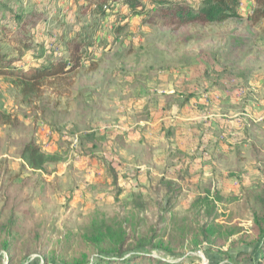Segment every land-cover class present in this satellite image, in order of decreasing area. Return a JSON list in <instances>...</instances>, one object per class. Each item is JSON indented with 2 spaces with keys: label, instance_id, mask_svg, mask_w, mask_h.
Listing matches in <instances>:
<instances>
[{
  "label": "rangeland",
  "instance_id": "374dc122",
  "mask_svg": "<svg viewBox=\"0 0 264 264\" xmlns=\"http://www.w3.org/2000/svg\"><path fill=\"white\" fill-rule=\"evenodd\" d=\"M5 2L51 17L31 30L30 55L60 57L86 26L97 31L81 67L36 92L0 76L3 263L78 264L118 234L157 231V249L137 252L175 264H258L264 19H248L255 0H241L243 19L177 29L121 22L117 5L101 16L82 14L79 1ZM11 16L0 6V22L13 25ZM30 142L52 158L42 170L22 159ZM166 196L174 207L165 220Z\"/></svg>",
  "mask_w": 264,
  "mask_h": 264
},
{
  "label": "trees",
  "instance_id": "16d2710c",
  "mask_svg": "<svg viewBox=\"0 0 264 264\" xmlns=\"http://www.w3.org/2000/svg\"><path fill=\"white\" fill-rule=\"evenodd\" d=\"M6 0H0V6L6 7L12 15L13 25L10 22H0V76L18 77L23 85L24 92H36L42 81L49 77L70 75L76 72L84 59V47H92L94 40L92 34L97 31L96 24H89L84 28L85 36L79 34L75 38L67 40L66 52L60 57L50 56L47 59L42 56L30 55L34 47V34L31 30L42 21L51 19L44 11L23 10L16 12L8 8ZM82 2L79 6L82 14L105 15L107 8L117 5L123 8L118 13L121 22H125L130 16L139 17L145 25L158 26L161 28H182L191 25L221 24L230 19H243L239 11L241 0H199L197 3H182L180 0H72ZM257 8L248 19L254 23L264 19V0H255ZM22 8V7H21ZM127 24L121 26L118 31L122 32ZM40 45L39 47H41ZM31 57L35 65L25 64V58ZM31 83V84H28ZM22 159L33 170H42L52 160L41 149L30 142L25 145ZM107 171L117 185L118 175L110 166ZM174 196H166L164 200V215L162 219L171 213ZM264 201V199H262ZM262 201V202H263ZM264 204V202L262 203ZM255 224L262 234L258 248L259 262L264 264V207L261 214H256ZM150 239H133L123 233L118 234L114 240L104 241L98 246L100 251L97 258L92 261H82L78 264H175L165 262L149 254L137 252L142 247H148L152 252L157 249L155 244L159 233L155 231ZM106 238H94L98 242ZM107 239V238H106ZM109 242V243H107ZM107 243V244H105ZM47 260V257L44 258ZM0 264H4L0 259ZM7 264H13L12 258ZM22 264V263H20Z\"/></svg>",
  "mask_w": 264,
  "mask_h": 264
}]
</instances>
